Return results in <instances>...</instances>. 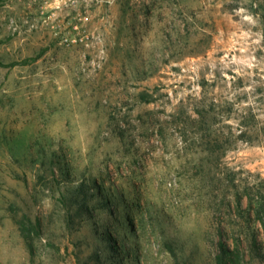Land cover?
<instances>
[{
	"label": "rangeland",
	"instance_id": "374dc122",
	"mask_svg": "<svg viewBox=\"0 0 264 264\" xmlns=\"http://www.w3.org/2000/svg\"><path fill=\"white\" fill-rule=\"evenodd\" d=\"M221 243L264 264V0H0V264Z\"/></svg>",
	"mask_w": 264,
	"mask_h": 264
},
{
	"label": "trees",
	"instance_id": "16d2710c",
	"mask_svg": "<svg viewBox=\"0 0 264 264\" xmlns=\"http://www.w3.org/2000/svg\"><path fill=\"white\" fill-rule=\"evenodd\" d=\"M40 56H34V57H29L24 59L22 62L23 63H30L34 60H36ZM19 62H11L7 64L8 66H13L15 64H18ZM23 232L28 235L31 234V232L35 231L36 227L35 226H29L25 222L21 225ZM37 232V231H36ZM221 248L222 251L219 255H217V264H239V255H236L234 251L238 250H230L229 248L226 247L224 243H221Z\"/></svg>",
	"mask_w": 264,
	"mask_h": 264
},
{
	"label": "built area",
	"instance_id": "2783aa9c",
	"mask_svg": "<svg viewBox=\"0 0 264 264\" xmlns=\"http://www.w3.org/2000/svg\"><path fill=\"white\" fill-rule=\"evenodd\" d=\"M75 27L77 28L78 26H75ZM64 39H65L66 41H68V42H69V40H71V41H76V40H77L75 37L71 39V38L68 37V36H67V37L65 36Z\"/></svg>",
	"mask_w": 264,
	"mask_h": 264
}]
</instances>
